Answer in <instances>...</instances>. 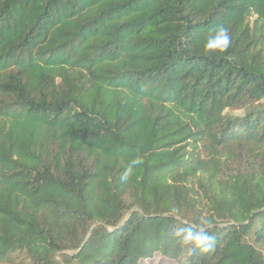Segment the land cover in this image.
<instances>
[{
	"label": "trees",
	"instance_id": "obj_1",
	"mask_svg": "<svg viewBox=\"0 0 264 264\" xmlns=\"http://www.w3.org/2000/svg\"><path fill=\"white\" fill-rule=\"evenodd\" d=\"M157 256L264 264V0H0V264Z\"/></svg>",
	"mask_w": 264,
	"mask_h": 264
},
{
	"label": "clouds",
	"instance_id": "obj_2",
	"mask_svg": "<svg viewBox=\"0 0 264 264\" xmlns=\"http://www.w3.org/2000/svg\"><path fill=\"white\" fill-rule=\"evenodd\" d=\"M231 45L230 29L224 24H217L208 29L206 39L204 42V50L207 53L215 54L226 51ZM141 163L140 160H132L125 168L120 176L121 182H127L133 173L136 165ZM178 210L173 209L172 215H175ZM173 235L180 244L190 245L194 249H199L201 252H209L213 247L214 236L211 235L206 229L199 228L197 230L191 227L177 228L174 230Z\"/></svg>",
	"mask_w": 264,
	"mask_h": 264
},
{
	"label": "rangeland",
	"instance_id": "obj_3",
	"mask_svg": "<svg viewBox=\"0 0 264 264\" xmlns=\"http://www.w3.org/2000/svg\"><path fill=\"white\" fill-rule=\"evenodd\" d=\"M143 264H166L165 261L160 260L159 257L157 256L156 258H154L153 260H148V262L143 263ZM173 264V263H170Z\"/></svg>",
	"mask_w": 264,
	"mask_h": 264
}]
</instances>
